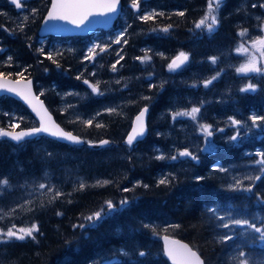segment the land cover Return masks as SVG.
Instances as JSON below:
<instances>
[{
    "label": "trees",
    "instance_id": "1",
    "mask_svg": "<svg viewBox=\"0 0 264 264\" xmlns=\"http://www.w3.org/2000/svg\"><path fill=\"white\" fill-rule=\"evenodd\" d=\"M50 2L27 0L24 4L22 0L23 10H19L9 0H0V13L6 14L0 15V25L4 26L0 27V71L16 73L27 67L24 75L34 81L38 95L44 92L40 98L62 128L93 143L105 139L112 143L97 150L44 136L21 145L0 138V177H8L11 183L10 189H0L3 192L0 207L7 211L31 200L33 204L28 207L34 208L31 212L18 211L14 217L5 218L0 221V227L6 228L11 223L18 226L36 223L39 228L36 240L0 243V264H103L105 259L119 260L120 264H170L163 251V235L188 244L205 264H232V256L240 249L249 252L254 260H264V243L259 240L236 235L227 244L220 243L218 234L228 230L218 228L221 222L209 212V208L215 206L225 215L255 218L257 223L264 220V204L255 196V193L264 195V176L255 182L253 193L226 190L233 176L261 175L254 161L259 159L255 153L264 151V129H241L238 143L226 142V137L234 131L228 126L229 116L250 126L249 116L264 115V77L250 74L258 89L241 93L239 89L249 82V76L235 72L245 57L234 51L242 39L237 36L242 28H248L252 36L260 35V21L256 17L264 20V9H253L251 4H259L261 0H226L220 9V25L212 34L194 27L206 11L207 0H141L142 12L154 9L165 13L147 22L137 19L138 13L130 7L131 0H122V14L108 32L97 30L84 37L41 38L38 32ZM32 8L37 9L35 16L30 13ZM178 11L185 15H175ZM25 14L30 19L20 32L17 24ZM128 25L131 27L125 37L126 45L112 43L108 51L96 57L95 64L83 62L90 46H108ZM167 25H172L168 33L152 31ZM41 47L45 53H62L57 57L61 68L57 69L38 54L37 49ZM144 49H151L152 60L148 64L136 59L144 55ZM118 51L124 59L113 73L111 65L119 59ZM180 51L190 54L189 62L182 70L169 73L167 64ZM157 53H163L167 59ZM8 56L12 57L11 67L6 64ZM212 56L219 57L216 65L209 61ZM220 70V78L205 89L202 81ZM93 72L95 76L91 75ZM81 73L82 78L90 82L99 80L105 94L86 96L91 90L82 80L75 79ZM162 81H166L163 90L158 87ZM150 83L157 87L150 89ZM193 84L197 87H192ZM67 92L80 95L64 99L58 95ZM141 96L152 99L142 100ZM132 100L136 102L129 103ZM69 102L75 108L63 111ZM201 103L202 122L225 129L213 137L217 150L199 152V164L155 160L154 156L159 154L157 149L175 154L176 148L188 147L195 153L204 146L190 120L180 119L174 123L169 115L170 110ZM145 105L150 109L148 136L129 150L124 141L135 115ZM110 107H118L123 115L104 112ZM97 112L103 114L96 117L92 127L70 122L76 116L92 118ZM13 122H19V129L38 125L20 102L2 95L0 127L8 129ZM97 122L105 127L96 128ZM49 152L52 157L47 155ZM216 164L228 171H213ZM169 172L176 176L172 184L157 186V181ZM197 176L204 179L197 182ZM80 180L87 185L83 191L75 190ZM104 180L114 183L95 186L97 181ZM137 182L149 188L136 187ZM39 183H49L65 195L48 204L47 196L37 187ZM250 183L245 181V185ZM125 187L132 191H121ZM123 197L132 201L128 210L107 219L94 230H85L84 235L79 228L73 231L74 224L83 222L82 214L98 209L105 200L118 202ZM69 200L72 202L68 203ZM41 201L46 204L43 208L39 207ZM58 211L63 215L58 216ZM144 224L155 227L156 232L144 228ZM242 231L235 229L236 233ZM121 249L129 253L128 257L119 255ZM139 251L146 255L140 257Z\"/></svg>",
    "mask_w": 264,
    "mask_h": 264
},
{
    "label": "snow or ice",
    "instance_id": "2",
    "mask_svg": "<svg viewBox=\"0 0 264 264\" xmlns=\"http://www.w3.org/2000/svg\"><path fill=\"white\" fill-rule=\"evenodd\" d=\"M10 3L15 5L16 9H22V0H10ZM23 3L26 4L27 0H23ZM224 4V0H207V7L204 15L195 22L194 27L197 30H202L208 34H212L220 25V9ZM131 9L138 13L137 19L147 22L154 21L158 16L163 17L165 15L162 11H141V0H131L130 2ZM261 8L264 9V0H261L259 4H251V8ZM37 9H30L32 16H35ZM121 12V0H52L51 7L48 11V14L44 20V23L47 25L49 22L61 21L70 25H73L76 28H81L84 25L91 23L90 17H109L119 15ZM0 15H6L5 13H0ZM177 16H184L183 11H178L175 13ZM30 16L28 14L23 15V20L17 24V29L20 32H23L27 22L29 21ZM259 24V30L261 33H264V20H261V17H256ZM0 27H4L0 25ZM130 25L126 26L121 32L117 34V37L110 42L108 46L101 44H93L87 49V52L83 58V62L96 63V57L101 53L108 51L110 45L114 44H123L126 45L128 40L125 38L128 34V28ZM172 25H167L160 27L159 29L153 28L152 31L168 33ZM5 31H13L8 28H4ZM237 36L241 37V41L238 43V46L235 48V53L238 55L245 56L244 62L240 63L238 67L235 68V72L238 75L249 76V82H247L243 87L239 89L241 93L256 92L258 85L251 80L250 74L264 77V35L252 36L249 33L248 28H242L237 32ZM247 45V46H246ZM31 46V45H29ZM122 51V49H121ZM144 55L136 57L141 64H148L152 60V55H150L151 49H144ZM37 52L40 56H43L44 59L50 61L52 64H55L57 69L61 68V64L57 57L61 56L62 53L59 51L45 53L44 48L41 47L37 49ZM162 58L164 57L163 53H157ZM119 59L111 65V71L113 73L118 71L117 65L120 64L121 60L124 59L120 52H117ZM190 59V54L184 51H180L177 55L170 59V62L167 64V70L169 73H175L178 70H182L187 66ZM219 60V57L212 56L209 57L211 64L216 65ZM43 63V61H38ZM7 66H12V57L8 56L6 61ZM122 66V65H121ZM31 67V66H28ZM45 72L48 71L47 68L44 69ZM221 71H217L215 75H212L210 78L202 81V85L205 89L213 85L214 81H217L221 76ZM28 72V68H24L22 71L16 73H5L0 71V93L12 94L15 97H19L23 100L32 111L39 117L40 124L38 127H34L29 130H19V122H13L10 124L8 129L0 127V138H7L10 141L16 142L17 145L27 143L31 140L32 137H35L39 134H47L48 136L63 140L73 145H80L83 143H88L89 146L94 145L92 141H85L81 137L74 135L71 131H66L62 129L58 124H56L51 115L49 114L47 108L44 106V102L40 99V96L44 95V92H40L39 95L35 94L32 90V81L28 79L24 73ZM15 75L17 78L15 80L11 77ZM92 76H95V72L91 73ZM83 73L75 77L76 80L81 81L88 89L91 90L90 94L87 95H96L103 96L105 93L101 91L99 80L95 82H90L87 78H82ZM151 80V76L148 78ZM116 83L119 84L120 80L117 79ZM166 81H162L158 86L163 90L164 84ZM125 87L127 85L125 84ZM155 83H150L149 88H156ZM192 87H197L196 84H193ZM61 98L64 99L66 96L76 95L79 96L78 92H67L60 94ZM142 100L150 101L152 97L150 96H141ZM135 100L129 101V103H135ZM203 104L192 105L190 108L185 107L182 109L170 110L169 115L171 120L175 123L180 119L190 120L194 125L195 129L198 132L199 136L202 138L204 146L199 148L198 152L191 151L188 147L176 148L175 154L172 153H163L157 149L159 154L154 156V159L157 161H168L186 163L188 161H193L197 164L200 163L199 152H214L217 150V145L213 140V137L217 132H224V128L214 127L212 124L202 122L200 117L201 108ZM75 105L70 102L66 105V108L63 111L68 109H74ZM149 111L148 105H145L135 116V119L132 124L131 131L128 133L124 143L127 145L129 150L133 149L134 144L139 143V141L144 137L146 133V123L145 117ZM104 112L109 115H123L122 110L117 108H106ZM103 113L97 112L95 116L88 119H83L80 116H76L72 119L71 123L81 122L87 127H92L96 117L102 115ZM23 117H19V120H22ZM251 121V125H247L245 121L235 118L234 116L228 117V126L233 128L234 131L231 135L226 137V142L228 144L238 143L241 139V129L248 127L264 129V115H251L248 118ZM13 120L16 121L17 118L13 116ZM96 128L105 127L102 123H95ZM112 142L110 140H101L99 145L101 147L108 146ZM49 157H52V153H47ZM255 156L259 159L254 161V165L258 167V171L261 175L251 176L247 175L243 178H237L233 176V182L227 185V191L230 192H245L253 193L255 187V182L261 180L264 176V151H257ZM213 171L218 172H227L228 169L224 168L222 165L216 164L213 165ZM176 179L174 173H167L163 175L158 181L157 186L168 187ZM197 182H200L204 179L203 176H197ZM245 181H251L252 183L245 185ZM112 180L97 181L95 186H106L112 184ZM136 187H144L145 189L149 188L147 184H141L137 182ZM38 189L47 196V203L51 204L55 202L60 197L64 196L60 189L49 183H39L37 185ZM87 187L86 183L83 180L78 182V186L75 190L83 191ZM11 183L8 177H0V189H10ZM46 190V192H45ZM123 192L132 191L127 187L121 189ZM0 195H3V192H0ZM70 195V194H69ZM256 200L261 204H264V195L260 193H255ZM72 201L69 200L68 203ZM132 201L128 197H123L118 202L113 200H105L104 203L96 210L90 212L87 215L82 214V221L80 223L73 225V231L77 228L81 230V234L84 235L85 230L91 231L99 227L107 219L112 218L113 216L120 214L128 210ZM33 201H26L24 204H18L14 207H11L9 210H5L3 207H0V221H3L5 218H12L18 211L31 212L34 210L33 207H28L32 205ZM46 204L44 201H41L39 207L43 208ZM209 212L212 214V217L221 223L217 225L218 228L227 229V232H224L219 235V242L222 244H227L229 241L235 239L236 235H243L245 237H250L253 241L259 240L264 243V220H261L259 223L255 221V218H238L233 215H225L219 211L217 207L209 208ZM58 216L63 215L62 212L56 213ZM171 228H178L179 225H169ZM144 228H150L153 233L156 232L155 227L150 224H144ZM235 229L243 230L241 233H236ZM167 230V229H165ZM39 232V228L36 223H32L30 226H18L16 223H11L10 226L4 228L0 227V243L8 244L13 241H25L26 239L36 240V233ZM86 238V237H85ZM165 242L164 253L169 260L172 261V264H205V261L201 258L197 251H194L193 248L189 247L187 244L180 243L176 240H170L167 236L163 237ZM139 256L144 257L146 253L144 251H139ZM120 256L128 257L129 253L123 249L119 252ZM232 264H264V260H254L249 252L240 249L235 255L231 258ZM103 264H120L119 260L115 259H105Z\"/></svg>",
    "mask_w": 264,
    "mask_h": 264
},
{
    "label": "water",
    "instance_id": "3",
    "mask_svg": "<svg viewBox=\"0 0 264 264\" xmlns=\"http://www.w3.org/2000/svg\"><path fill=\"white\" fill-rule=\"evenodd\" d=\"M226 1V0H224ZM52 2V0H51ZM51 2H50V6H49V9L51 7ZM11 4V3H10ZM13 5V4H11ZM15 6V5H13ZM23 8V7H22ZM48 9V11H49ZM21 10V9H20ZM48 11L45 15V17L43 18L42 22H41V25H40V28H39V36L41 38H46V37H49V36H53V37H71V36H86V35H89V34H92L93 32H95L96 30L98 29H101L103 31H109L113 26L114 24L117 22L119 16L121 15V12H122V2H121V12L119 15H116V16H109V17H90V21L91 23H88L86 25H84L83 27L81 28H76L74 27L73 25H70V24H67V23H64V22H61V21H55V22H49L47 25L44 23V20L48 14ZM13 79V78H11ZM15 80V79H13ZM31 80V79H30ZM32 81V80H31ZM32 90L35 94L36 93V90H35V86H34V82L32 81ZM1 95H5V96H8V97H11L12 99L20 102L28 111L29 113L32 115V117L38 122V126L40 124V120H39V117L32 111V109L23 101L21 100L19 97H15L14 95L12 94H4V93H0V96ZM38 95V94H37ZM41 99V98H40ZM42 100V99H41ZM43 101V100H42ZM44 102V101H43ZM44 106L45 108H47L49 114L51 115L52 117V120L58 124V122L56 121L54 115L51 113V111L48 109V107L46 106V104L44 103ZM138 115V114H137ZM147 117H148V113L146 114V117H145V123H146V133L144 135V137L140 140L142 141L146 135H147ZM135 119V117H134ZM133 119V121H134ZM133 124V123H132ZM59 125V124H58ZM37 126V127H38ZM60 126V125H59ZM61 127V126H60ZM62 128V127H61ZM132 128V126H131ZM32 129V128H30ZM63 129V128H62ZM22 130H29V129H22ZM19 131V130H17ZM131 131V129H130ZM129 131V132H130ZM37 136H45V137H48L50 139H54L58 142H62V143H68V142H65L63 140H59V139H55V138H52L50 136H48L47 134H39ZM37 136L35 137H32L31 139H34L36 138ZM3 139H7V138H3ZM9 140V139H7ZM10 141V140H9ZM139 141V142H140ZM13 143H16L14 141H11ZM70 144V143H68ZM85 143L83 144H80V145H77V146H83ZM73 145V144H71ZM94 145H97V146H89L88 144V147L92 148V149H100L102 148L101 146H98L99 145V142L98 143H94ZM135 145V144H134ZM163 237H165V235H163L161 237V242H162V245H163V251H164V247H165V242H164V239ZM170 240H176V241H179L180 243H183V244H186L178 239H175L173 237H170V236H167ZM188 245V244H187ZM165 254V253H164ZM165 257L167 258V260L170 262V264H172V261L168 259V257L165 255Z\"/></svg>",
    "mask_w": 264,
    "mask_h": 264
},
{
    "label": "bare ground",
    "instance_id": "4",
    "mask_svg": "<svg viewBox=\"0 0 264 264\" xmlns=\"http://www.w3.org/2000/svg\"><path fill=\"white\" fill-rule=\"evenodd\" d=\"M149 113H150V109H149V111H148V117H147V135H146V137L148 136V133H149V125H148V121H149ZM145 137V138H146ZM145 138L143 139V140H145ZM83 140H85V139H83ZM142 140V141H143ZM85 141H87V140H85ZM142 141H140V142H142ZM58 142V141H57ZM138 144V143H137ZM85 145L86 146H88V143H85ZM109 146V145H108ZM133 147H135V145L133 146ZM90 148V147H89ZM190 247V246H189ZM195 251V250H194ZM165 255V254H164ZM166 258V257H165ZM167 259V258H166Z\"/></svg>",
    "mask_w": 264,
    "mask_h": 264
},
{
    "label": "rangeland",
    "instance_id": "5",
    "mask_svg": "<svg viewBox=\"0 0 264 264\" xmlns=\"http://www.w3.org/2000/svg\"><path fill=\"white\" fill-rule=\"evenodd\" d=\"M260 35H264V33H260ZM240 56H242L243 57V55H240ZM245 57V56H244Z\"/></svg>",
    "mask_w": 264,
    "mask_h": 264
}]
</instances>
